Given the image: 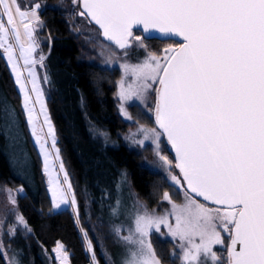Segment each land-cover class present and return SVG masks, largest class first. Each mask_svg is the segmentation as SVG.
Here are the masks:
<instances>
[{
    "label": "snow or ice",
    "instance_id": "1",
    "mask_svg": "<svg viewBox=\"0 0 264 264\" xmlns=\"http://www.w3.org/2000/svg\"><path fill=\"white\" fill-rule=\"evenodd\" d=\"M72 3L79 5L78 15L94 23L107 42L101 44V56L107 52L109 59L115 57L112 45L125 56L132 47L145 51L142 62L121 64L118 96L122 101L145 103L155 92L148 111L156 127L140 125L130 135L142 134V140L134 141L140 145L152 142L171 186L183 195V201L176 203L169 192H163L162 199L170 205L163 214L149 211L137 200L127 234L122 235L125 229L120 226L113 229L125 249L121 264H162L150 240L162 225L179 249L171 257L180 264H264V0ZM33 7L22 11L18 0H0V55L15 74L23 94L22 109L47 172L46 137L52 138L54 148L55 131L35 71L37 63L43 67L45 56L37 59L35 55L39 48L35 32L42 22L37 14L41 5ZM136 30L142 35H136ZM152 33L173 42L152 51L145 43ZM5 111L14 122V110ZM121 112L132 119L123 106ZM39 115L43 124L38 131ZM162 137L174 151V161L162 155ZM49 184L54 210L68 205L69 196L71 206H77L66 172L63 184L67 188L61 187L59 179L50 178ZM16 191L22 192L23 187ZM5 192L15 204L13 190ZM76 216L78 221V210ZM17 221L27 228L22 216ZM84 236L87 240L86 232ZM87 250L93 252L94 260L91 241ZM52 251L58 264H67L63 244L57 242ZM0 255H6L2 242ZM8 264L18 262L13 257Z\"/></svg>",
    "mask_w": 264,
    "mask_h": 264
},
{
    "label": "trees",
    "instance_id": "2",
    "mask_svg": "<svg viewBox=\"0 0 264 264\" xmlns=\"http://www.w3.org/2000/svg\"><path fill=\"white\" fill-rule=\"evenodd\" d=\"M45 1L59 0H31V7ZM27 4L24 0L23 10L31 8ZM41 14L53 36L46 61L49 110L84 228L93 237L87 201L89 197L91 200L97 198L101 187L107 188L113 181L114 184L120 182L123 168L131 173L134 191L149 208L160 203L165 191H170L173 198L180 201V191L171 186L163 173L144 165L138 151L125 143L106 146L92 135V124L107 129L113 137L129 128L118 112L115 98L121 71L81 59V43L72 33L68 12L49 5L42 8ZM22 97L10 65L0 55V183L25 187L18 196V203L34 230L35 258L31 263L45 264L43 248L53 250L60 242L69 253L71 264H89L91 257L75 214L70 207L53 209L43 160L27 124ZM5 110H14V122ZM132 112L139 121L155 125L154 118L140 106L133 105ZM153 243L155 247L160 246L159 242ZM98 254L100 263L106 264L102 254ZM163 260L167 262L166 258ZM0 264H8L4 255H0Z\"/></svg>",
    "mask_w": 264,
    "mask_h": 264
},
{
    "label": "rangeland",
    "instance_id": "3",
    "mask_svg": "<svg viewBox=\"0 0 264 264\" xmlns=\"http://www.w3.org/2000/svg\"><path fill=\"white\" fill-rule=\"evenodd\" d=\"M24 0H18V5L20 9L22 10L21 5H23ZM28 1V6L31 7L33 2L31 0ZM41 5L40 9L38 10V16L40 18V21L42 22V27L37 26L35 36L39 42V48L37 49V53L35 54L37 59L40 54L45 56V60L43 61V67L40 66L39 63L35 65V71L39 80V87L43 92V103L46 106L47 109V115L51 121V124L55 131V147H52V138L46 137L47 144L46 148L49 152L47 164H48V171H45V160L44 156L40 151L39 144L36 143L34 137L33 140L35 144L37 145V148L41 154L42 160H43V170L45 173V177L47 179L48 188L50 189L49 180L52 179H59L61 182V187L67 188L66 184H63L64 179V173L66 172L68 175V180L72 185L71 182V176L69 174V171L67 167L65 166L63 162V158L60 153V147L58 144V136L56 133L55 125L53 122V119L51 117V113L49 110L48 105V98L50 94L49 89V81H48V72L46 68V61L47 57L49 56V51L51 49V46L53 45V36L46 28V22L43 18L41 11L42 8L45 6L52 5L54 7H58L62 10H65L68 12L67 18L70 24V28L72 30L73 35L77 37L81 43V59H85L91 62H94L96 64H99L103 67L108 68H118L121 71V76L118 79V86H117V92H116V101H117V109L120 113V116L128 123L129 128L125 132H120L119 136L113 137L112 134L107 130L103 129L99 126L91 125V132L92 135L100 140L104 145L106 146H119L121 143L127 144L130 148L138 151L141 154V160L142 163L152 170L158 171L163 173L168 178V173L165 170V167L163 166L162 162L158 160V158L155 155L154 148L155 146L152 144L150 140H146L143 145H140L138 143H135L136 140H142L143 135L137 134L135 137H132L131 133H137V129L140 125H144L147 127H156L154 124H149L145 122H141L133 115L132 112V106H140L146 114H148L150 117H153V114L148 111L150 107L154 105L155 101V92H151L148 96V99L145 103H141L140 101H122L119 99L118 93H119V82L122 79L123 76V69L121 68V64L128 63V64H136L143 61L145 58V51L140 48L132 47L127 51V55H124V52L122 50H119L115 48L114 45H112L113 51H115V57H112L109 59V54L105 52V55L101 56V44L107 43L103 40V37L99 36V30L98 27L95 26L92 23H89L88 20L84 17H81L78 15L79 11L81 10L79 5H74L72 3V0H59L57 2H50L45 1L44 4L38 3ZM35 5V4H34ZM33 5V6H34ZM25 11H31L34 10V7H31L30 9H24ZM22 10V11H24ZM4 21L6 22V17H3ZM18 20V18H17ZM21 33H23V28L20 29ZM136 35H142L141 31L136 30ZM171 40H160L156 41L154 39H146L145 43L148 45V48L152 51L159 52V50L166 46L169 43H172ZM2 51V50H1ZM9 64V63H8ZM21 66L23 65V61H20ZM11 67V66H10ZM12 70V68H11ZM13 72V71H12ZM24 76L27 77V71H24ZM14 77L15 74L13 73ZM47 76V81L44 80V77ZM18 86V85H17ZM158 87V85L153 86ZM19 88V86H18ZM28 88H31V84H28ZM33 96V99H35V94H31ZM23 96V94H22ZM23 98V97H22ZM125 109V111L132 117L131 120L127 119L126 116L121 112V107ZM37 113H39L40 105H35ZM26 116V115H25ZM43 124V115H39V121L37 123V130L39 131L40 126ZM44 131H47V127H44ZM16 146L17 144V140ZM14 145V148H16ZM57 149H58V157L57 158ZM161 153L162 155L167 156L170 160L174 161L173 154L169 151V146L166 142V140L162 137L161 142ZM63 164V171L60 170V164ZM174 172L178 173V170L174 169ZM28 176L31 177V174L29 173ZM33 180V179H32ZM31 180V181H32ZM115 181L112 182V184H107V188L101 187L99 190V195L97 198H94L91 200L89 197V200L87 201L86 211L88 215V221L91 225L92 230V236L90 235L88 229L86 230L83 226V223L81 221L80 217V211H79V204L77 201V206L73 207L70 204L71 196H69V204L68 205H61L59 209L70 207L73 213L75 214L76 220H77V210L79 213V219H78V225L81 230V233L83 235V238L85 240L86 246L87 242L91 241V244L93 246L95 259L93 260V252L88 251L91 257L89 264H101L99 254L100 252L102 256L105 259L106 264H121V259L124 255L125 249L124 246L120 243L119 239L115 235L113 229L117 226L122 227L125 229V231L122 232V235H126L127 231L126 229L131 226L132 224V217L135 212L134 205H136L137 200L145 205L149 211L155 210L157 214H163L166 210L170 208V205L167 201H164L161 199L160 203L155 208H149L145 202L136 194V192L133 189L132 185V179H131V173L127 168L122 169V178L120 182L114 184ZM114 184V185H113ZM23 187L22 192L16 191L17 189ZM12 189V195L15 198V204L11 203L8 198V194L5 192V189ZM25 191L24 186L14 187L9 183L1 182L0 183V242L3 243V252L6 254L4 255L7 263L10 258H15V260L18 262V264H32L31 260L32 258H35L34 252H33V244L32 241L34 240V230L33 227L29 224L27 218L21 211L18 203V196L22 194ZM50 191V190H49ZM72 191L74 193V188L72 186ZM170 193V191H167ZM51 193V192H50ZM181 193V192H180ZM75 194V193H74ZM52 195V194H51ZM76 198V196H75ZM172 199L176 203H181L183 201V195L181 193V200L178 201L175 198ZM17 216H22L24 218V221L27 224V228L23 224H20L17 221ZM14 229V234H9L10 230ZM30 229V231H29ZM84 232L87 233V240L85 239ZM168 229L161 226V232L156 233L155 231L152 232L150 235V240L155 248L157 255L160 257L162 264H173V260L175 258L171 257V253L175 250L179 252V249L175 248V242L172 240L170 236L167 235ZM15 246H14V242ZM154 241L159 242L160 246L155 247ZM95 243V244H94ZM97 245V247L95 246ZM18 247V248H17ZM65 248V247H64ZM98 249V250H97ZM98 251V252H97ZM43 252L45 255V264H58V261L55 259L54 253L52 250H48L46 247L43 248ZM68 254V260L67 264L70 263V257ZM167 259V262L163 260V258ZM175 264H180V261L178 259H175Z\"/></svg>",
    "mask_w": 264,
    "mask_h": 264
},
{
    "label": "water",
    "instance_id": "4",
    "mask_svg": "<svg viewBox=\"0 0 264 264\" xmlns=\"http://www.w3.org/2000/svg\"><path fill=\"white\" fill-rule=\"evenodd\" d=\"M92 24H94V23H92ZM95 25V24H94ZM96 26V25H95ZM144 35H147V34H144ZM147 39H159V40H165V39H161V38H159L158 37V34H156V33H152V35L151 36H148V38ZM166 140V139H165ZM167 142V141H166ZM168 144V143H167ZM168 146H169V151L173 154V156L175 157V154H174V151L171 149V146L168 144Z\"/></svg>",
    "mask_w": 264,
    "mask_h": 264
},
{
    "label": "crops",
    "instance_id": "5",
    "mask_svg": "<svg viewBox=\"0 0 264 264\" xmlns=\"http://www.w3.org/2000/svg\"><path fill=\"white\" fill-rule=\"evenodd\" d=\"M23 10V9H22ZM25 11V10H24Z\"/></svg>",
    "mask_w": 264,
    "mask_h": 264
}]
</instances>
